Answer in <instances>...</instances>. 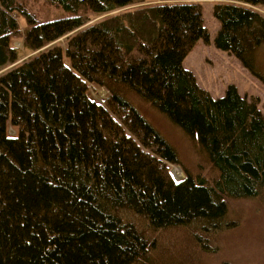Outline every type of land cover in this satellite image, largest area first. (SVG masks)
I'll return each instance as SVG.
<instances>
[{
  "label": "trees",
  "instance_id": "obj_1",
  "mask_svg": "<svg viewBox=\"0 0 264 264\" xmlns=\"http://www.w3.org/2000/svg\"><path fill=\"white\" fill-rule=\"evenodd\" d=\"M28 1L0 0V70L16 63L0 76V264H204L218 256L238 226L231 203L264 193V114L234 84L214 97L184 67L198 40L210 41L202 0H46L76 20L105 16L67 35L64 51L23 60L18 16L30 26L25 37L40 23ZM259 8L264 0H218L214 42L264 83ZM87 83L107 91L117 120L100 115ZM146 107L196 144L188 162ZM126 131L181 165L187 180L173 182Z\"/></svg>",
  "mask_w": 264,
  "mask_h": 264
},
{
  "label": "rangeland",
  "instance_id": "obj_2",
  "mask_svg": "<svg viewBox=\"0 0 264 264\" xmlns=\"http://www.w3.org/2000/svg\"><path fill=\"white\" fill-rule=\"evenodd\" d=\"M156 1L158 0H145L136 5ZM217 1H200L204 24L210 33V41L206 43L202 39L198 40L195 47L185 57L183 65L194 73L198 84L207 89L214 97L222 96L228 85L234 84L242 96H246L249 100H255L264 114V83L255 77L235 55L215 45L214 39L220 28V20L214 15L213 10ZM28 5L40 23L38 26L30 28L28 36L25 37V31L30 26L23 23L25 19L22 15L18 16L22 23L23 33L21 37L15 39L14 44L22 49L21 59L23 60L32 59L36 55L50 50L64 51L67 35L105 16H90L83 17L85 20H76L71 13L46 0H29ZM259 10L264 13V8H259ZM69 23L70 26L67 25ZM40 28H43L45 33L44 35L39 33L42 37L38 39L36 31ZM57 28L63 29V32H57ZM15 64L12 63L0 70V76ZM86 92L88 98L95 103L101 116H107L106 113H108L112 119H118L109 109L111 96L104 88L87 83ZM142 111L144 116L170 140L185 162H188L189 158L197 153L196 144L169 119L152 108L146 107ZM133 117L135 116L133 115ZM9 130L14 134L16 129L9 127ZM16 135H18L17 131ZM105 135H108V131ZM126 135L136 143L142 152L156 157L162 162L173 182L180 183L182 180L183 182L187 180L181 165L173 160L163 159L155 149L141 140L140 135L132 136L127 131ZM176 174L180 175L178 179ZM193 203L195 204V201ZM228 218L236 220L238 226L225 236L219 255L211 256L204 264H224L225 260L231 264H264V193L257 197L232 202Z\"/></svg>",
  "mask_w": 264,
  "mask_h": 264
},
{
  "label": "bare ground",
  "instance_id": "obj_3",
  "mask_svg": "<svg viewBox=\"0 0 264 264\" xmlns=\"http://www.w3.org/2000/svg\"><path fill=\"white\" fill-rule=\"evenodd\" d=\"M180 171H181V170H180ZM175 176H176V178L178 179V177H179L180 175H177V174H176ZM174 178H175V177H174ZM179 179H180V178H179Z\"/></svg>",
  "mask_w": 264,
  "mask_h": 264
}]
</instances>
